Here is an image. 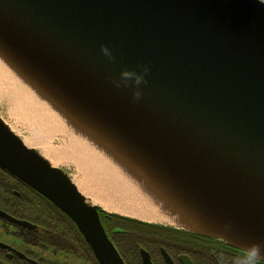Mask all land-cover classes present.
Here are the masks:
<instances>
[{"label": "water", "instance_id": "obj_1", "mask_svg": "<svg viewBox=\"0 0 264 264\" xmlns=\"http://www.w3.org/2000/svg\"><path fill=\"white\" fill-rule=\"evenodd\" d=\"M0 63L63 117L67 132L57 135L111 164L121 189L109 191L134 209L104 208L58 166L65 160L52 163L33 134L21 138L0 116V166L66 214L100 264H125L100 213L245 255L258 244L264 262L259 0H0ZM144 65L138 100L131 81L114 85L121 70ZM140 256L153 264L145 249Z\"/></svg>", "mask_w": 264, "mask_h": 264}, {"label": "flooded vegetation", "instance_id": "obj_2", "mask_svg": "<svg viewBox=\"0 0 264 264\" xmlns=\"http://www.w3.org/2000/svg\"><path fill=\"white\" fill-rule=\"evenodd\" d=\"M100 219L125 264H143L140 248L149 253L153 264H243L247 259L243 252L215 239L178 231L160 233L151 229L145 234L147 239L138 241L128 233L124 237L122 228L141 225H110L103 214ZM142 227L144 232L150 229ZM127 239L135 245L133 255ZM0 264L100 263L66 214L0 166ZM255 264L264 262L256 260Z\"/></svg>", "mask_w": 264, "mask_h": 264}, {"label": "bare ground", "instance_id": "obj_3", "mask_svg": "<svg viewBox=\"0 0 264 264\" xmlns=\"http://www.w3.org/2000/svg\"><path fill=\"white\" fill-rule=\"evenodd\" d=\"M1 82H5L9 86V96H6L7 91L2 90L0 87V95H2V91H4V99L8 98L9 102L12 104L8 110L9 114L14 116L20 115L23 119L30 118L32 120L31 134L34 136L33 144L41 147L44 150V155L48 157L52 163L55 164L73 158L81 169H87L91 165L90 169L94 176L96 169L101 175L103 172L106 174L110 172L111 164L107 163L105 159H101L92 148H89L85 142L81 141L82 139H77L75 141V136L72 137L70 146L66 150L57 152L50 149L48 147L49 141H47L48 136L45 137V135L56 136L59 132H63L67 126L63 117L56 111H53L47 103L45 104L37 101L35 96L0 63V83ZM84 176L85 179L81 182H76V184L81 186L84 191L87 190V192L94 197V200L99 201L104 208L110 211L123 212L125 214H135L129 212L130 205L127 206V203L123 202V200H119L120 198L117 194H113V192L109 191L108 187H104L105 182L102 184L99 182V187H96L98 190L95 191L93 186H90L92 183L88 184L95 178L93 177L90 181L86 173ZM133 206L137 208L135 205ZM151 218L152 216H150V219Z\"/></svg>", "mask_w": 264, "mask_h": 264}, {"label": "rangeland", "instance_id": "obj_4", "mask_svg": "<svg viewBox=\"0 0 264 264\" xmlns=\"http://www.w3.org/2000/svg\"><path fill=\"white\" fill-rule=\"evenodd\" d=\"M0 87L2 90L7 91V95L9 96V86L5 82L0 83ZM4 91H2V95H0V116L9 124V126L13 129L14 132H16L21 138L25 140H31V127H32V120L29 118L23 119L20 115H11L9 114V107L12 106L11 102H9L8 98L4 99ZM67 134V133H66ZM48 136L47 140L49 141L48 147L51 149L56 150L57 152L64 151L68 148L69 145V137L70 135H45ZM37 147V146H36ZM65 163L58 164L59 167L67 171L72 177L79 176V181H83L85 179V173L88 175V178L90 181L95 178L93 181H91L92 184L90 186H93L94 189H97L96 187H99L98 183L101 182L104 183V187H108L110 189H121L120 185L119 188L112 183V178L109 177L108 174L102 173V175L99 173L98 170L95 172V176L92 174V170L90 167L87 169H81V167H77L76 163L71 161V158L65 160ZM120 179H127L129 178L125 175H120ZM130 211H134L132 207H129Z\"/></svg>", "mask_w": 264, "mask_h": 264}, {"label": "clouds", "instance_id": "obj_5", "mask_svg": "<svg viewBox=\"0 0 264 264\" xmlns=\"http://www.w3.org/2000/svg\"><path fill=\"white\" fill-rule=\"evenodd\" d=\"M261 4H264V0H259ZM102 53L109 59H114L112 50L106 46L101 45ZM149 71V67L147 65L142 66L141 71H130L128 69L121 70L119 74V79L113 80L114 85L117 88L120 87H128L129 81H131L132 85L136 86V90L133 92V96L135 99H139L141 97V91L139 90V86L143 83H146L145 74ZM261 249L260 245L253 244L247 250V259L243 262V264H255L256 260L261 257Z\"/></svg>", "mask_w": 264, "mask_h": 264}, {"label": "trees", "instance_id": "obj_6", "mask_svg": "<svg viewBox=\"0 0 264 264\" xmlns=\"http://www.w3.org/2000/svg\"><path fill=\"white\" fill-rule=\"evenodd\" d=\"M105 222L107 224H110V225H113V222L119 223V224H122V225H126V224H139V225H141L140 227H137V228H134V227L131 228V227H128V226L122 228L123 231H124L123 232V236L124 237L128 233V235H129V237L131 239L132 238H135L138 241L147 239L148 237L145 234L146 233L147 234L148 233H151L152 230H158L160 233H163V232H166V231H169V232L172 231V230H170L168 228H160V227H154V226H146L145 224L139 223V222H137L135 220H131V219H127V218H122V217H118V216H105ZM142 226L149 227L150 229H147V231L144 232L143 231L144 228ZM131 239H127L126 240V243H127V246L131 248L129 251H130L131 255H133V250H135V245H132L131 246V244H130ZM82 241H83V239H82Z\"/></svg>", "mask_w": 264, "mask_h": 264}]
</instances>
